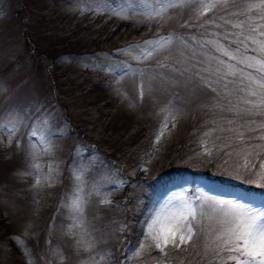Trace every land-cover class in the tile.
I'll use <instances>...</instances> for the list:
<instances>
[{"label":"rangeland","instance_id":"rangeland-1","mask_svg":"<svg viewBox=\"0 0 264 264\" xmlns=\"http://www.w3.org/2000/svg\"><path fill=\"white\" fill-rule=\"evenodd\" d=\"M170 2L158 18L132 8L121 18L81 14L101 0H0V264H59L61 255L63 264H220L211 202L264 211V109L247 79L261 73L217 51L261 58L241 38L264 24L257 10L245 14L259 0H221L203 15L201 0ZM145 41H159L157 50L134 59ZM36 97L56 114L50 152L30 133ZM13 112L27 127L13 130ZM77 193L82 217L69 206ZM181 201L197 210L192 239L166 255L147 246L135 255L151 244L154 214Z\"/></svg>","mask_w":264,"mask_h":264},{"label":"snow or ice","instance_id":"snow-or-ice-1","mask_svg":"<svg viewBox=\"0 0 264 264\" xmlns=\"http://www.w3.org/2000/svg\"><path fill=\"white\" fill-rule=\"evenodd\" d=\"M87 2V0H85ZM103 7L100 3H96L94 7L81 8V14L92 11L95 14H108L116 15L121 18H127L130 14L129 10L134 8L137 0H125L123 4L113 6V0H101ZM145 8L154 7V11L146 13L148 18H158L166 8H171L173 4L168 0H154L153 3H149V0H138ZM217 2L221 0H208L204 2L201 0V12L200 15L205 14L208 10L214 8ZM257 10L260 19L264 20V0H259V3H248L246 5L245 14ZM4 13L0 11V16ZM234 27L236 25H233ZM259 32L261 37H264V24L256 25L252 24L249 28L248 34L241 33L243 41H251L253 44H257V50L260 53V59L255 57H237L234 52H230L228 49H221L217 46V51H222V54L228 57L230 60H235L237 64L244 65L247 68H254L261 73L259 79L249 75L247 79L251 84H254L259 89L257 92L255 89L250 90V95L258 97V100L253 105L264 109V40H257L253 33ZM170 41V38H167ZM211 43V42H210ZM159 41L153 43L145 41L144 45H137V54L134 59H142L152 57L153 53L157 50ZM247 46V44H245ZM134 49L133 51H136ZM223 63V62H221ZM258 65V67H257ZM165 65L161 64V67ZM229 73L235 75L232 67L229 66ZM5 89L3 82L0 81V94L4 93ZM143 91L141 90V97ZM34 107L37 113L36 120L33 126H31L30 133L33 137L39 136L40 141L45 145V151L50 152L53 145L51 137L56 133L53 131L52 121L56 118L55 113H50L45 109V105L39 101V98H34ZM246 103H253L252 101H246ZM261 114H264L262 112ZM13 130L18 131L19 126L24 125V119L18 112H13ZM166 126V123H165ZM163 131L160 132V136H163ZM260 139L264 140V136ZM157 143L159 142V136L157 137ZM33 161H35L36 152L33 146ZM208 151L207 149H205ZM32 167L39 169L40 165L33 162ZM243 167L248 168L249 162L245 159ZM252 167H255L252 165ZM260 171L256 173L259 177L260 183L257 187L264 188V162L259 164ZM51 167L49 171H51ZM27 174V173H25ZM77 180L82 177L80 174L75 176ZM41 183L40 179L36 180V184ZM213 218L216 219L217 228L215 229V237L213 240L212 251L214 256L220 261V264H264V211L259 209H252L251 206H244L241 204L214 200L211 202ZM74 213L79 216H83L84 205L83 201L79 198V194L72 199L69 205ZM200 215L203 216L204 212L201 211ZM197 218L196 208L186 202L181 201L178 207L163 206L157 211L147 223L146 239L151 241L150 245L142 243L140 249L137 250L135 255L139 256L140 252L147 247H154L158 249L162 254H167L166 249L169 246L179 248L181 245L190 241L194 235L193 221ZM74 227L83 228L82 222H77ZM86 231V229H85ZM82 240H78L77 244H82ZM92 244L88 243L84 247L85 251H89L92 248ZM206 247H208L206 245ZM59 264H63L62 255L59 259ZM92 264H107L106 258L101 256L100 260L92 258Z\"/></svg>","mask_w":264,"mask_h":264},{"label":"trees","instance_id":"trees-1","mask_svg":"<svg viewBox=\"0 0 264 264\" xmlns=\"http://www.w3.org/2000/svg\"><path fill=\"white\" fill-rule=\"evenodd\" d=\"M132 9H135V11H138V10H141L142 11V14L144 15V16H146V13H148V12H152V11H154V7H151V8H149V10H147L145 7H139V8H132ZM167 11V9H165L164 11H163V13H165ZM162 13V14H163ZM161 14V15H162ZM84 23V26H85V22H83ZM208 24H209V22H208ZM124 25L125 26H128V27H130L132 24L129 22V21H127V22H125L124 23ZM86 27V26H85ZM80 28L82 29V26L80 25ZM116 27H115V25H114V29H115ZM132 29V28H131ZM170 30L171 31H174V29L172 30V29H166L164 32L165 33H170ZM137 31V32H136ZM160 32V31H159ZM135 33H138V29H135ZM155 33H157V31L155 32ZM227 184V183H226ZM241 188H243V189H245V190H250V187H247V186H241ZM253 201V200H252ZM254 209H256V208H254Z\"/></svg>","mask_w":264,"mask_h":264}]
</instances>
